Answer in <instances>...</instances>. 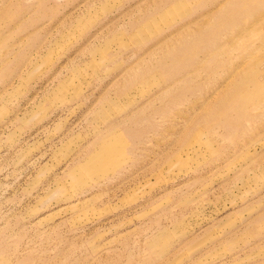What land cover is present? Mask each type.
Returning a JSON list of instances; mask_svg holds the SVG:
<instances>
[{"label": "rangeland", "instance_id": "rangeland-1", "mask_svg": "<svg viewBox=\"0 0 264 264\" xmlns=\"http://www.w3.org/2000/svg\"><path fill=\"white\" fill-rule=\"evenodd\" d=\"M0 264H264V0H0Z\"/></svg>", "mask_w": 264, "mask_h": 264}]
</instances>
